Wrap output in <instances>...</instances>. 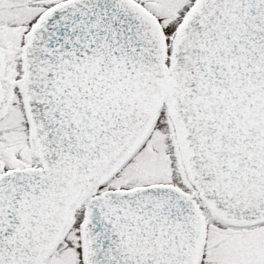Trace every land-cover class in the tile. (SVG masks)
Listing matches in <instances>:
<instances>
[{
  "label": "snow or ice",
  "instance_id": "1",
  "mask_svg": "<svg viewBox=\"0 0 264 264\" xmlns=\"http://www.w3.org/2000/svg\"><path fill=\"white\" fill-rule=\"evenodd\" d=\"M0 264H264V0H0Z\"/></svg>",
  "mask_w": 264,
  "mask_h": 264
}]
</instances>
